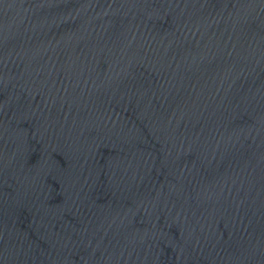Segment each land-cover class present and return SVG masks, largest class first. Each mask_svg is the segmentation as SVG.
<instances>
[{"label": "water", "instance_id": "water-1", "mask_svg": "<svg viewBox=\"0 0 264 264\" xmlns=\"http://www.w3.org/2000/svg\"><path fill=\"white\" fill-rule=\"evenodd\" d=\"M0 264H264V0H0Z\"/></svg>", "mask_w": 264, "mask_h": 264}]
</instances>
